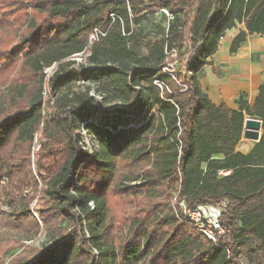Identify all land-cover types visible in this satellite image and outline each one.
<instances>
[{
  "label": "trees",
  "instance_id": "16d2710c",
  "mask_svg": "<svg viewBox=\"0 0 264 264\" xmlns=\"http://www.w3.org/2000/svg\"><path fill=\"white\" fill-rule=\"evenodd\" d=\"M161 9L171 19L162 14L167 27L149 37L142 24ZM0 12L1 34L26 25L13 49L0 46V75L14 70L20 48L35 89L0 101V198L11 210L0 208V228L42 227L50 235L40 248L20 245L8 264H264V82L251 106L238 97L237 110L216 106L199 82L226 31L243 25L229 54L249 35L264 37V0H1ZM94 28L106 35L88 48V66L71 60ZM80 79L93 85L70 89ZM111 102L119 107L106 109ZM247 116L261 121V136L243 154L236 147ZM80 129L97 151L83 149ZM122 159L146 161L150 173L113 187ZM159 187L164 202L187 209L223 202L218 243L175 214L147 225L162 203L146 206L139 195ZM109 196L124 208L131 200L144 205L130 212L114 243Z\"/></svg>",
  "mask_w": 264,
  "mask_h": 264
},
{
  "label": "rangeland",
  "instance_id": "374dc122",
  "mask_svg": "<svg viewBox=\"0 0 264 264\" xmlns=\"http://www.w3.org/2000/svg\"><path fill=\"white\" fill-rule=\"evenodd\" d=\"M1 1V0H0ZM27 1H24V4H26ZM28 10V9H27ZM29 11V10H28ZM1 13V12H0ZM21 13V12H20ZM165 16V15H164ZM15 17H17V12L15 13ZM166 17V16H165ZM12 19V17H10ZM167 19H165L160 12V10H157L154 12L152 16H149L146 21L143 22V28L145 30V34L149 37H154L157 35H161V31L167 27ZM25 27L24 24H16L14 27L10 28V26H7L6 30H4V33H0V46L3 49H13L16 45V42L18 38L25 33ZM12 29V34L10 31ZM264 38V37H261ZM264 50V48H263ZM20 54L19 60L15 63L14 70L11 72L9 70L8 72H5L4 74L0 75V85L4 84L0 87V101L8 100L9 98H12L14 96L20 95L22 93V96L28 97L29 92L30 94L34 92V84H32V78L30 76V72L27 69V64L25 62V58L21 57V49L18 48L16 50ZM255 55H252V60H254ZM71 60H74L76 63L84 64L88 66V61L85 59V56L82 57H72ZM56 65H53L52 67L46 68L44 70L45 73V82L48 79L50 75H52ZM93 68L92 66L89 67V69ZM11 77H14V81L16 83H10ZM90 84L88 81L79 80L74 87L70 88L73 90H76L81 87V85H88ZM93 85V84H90ZM43 95L47 96V89L45 86V89L43 90ZM114 107H119L114 102H111L106 105V109H111ZM249 117V116H247ZM245 117V118H247ZM252 118V117H250ZM79 133L82 135V141L81 144H83V149L87 150L89 153L95 152L98 150V146L96 142H93L91 140V136L87 135L85 133V129H80ZM256 143L255 141L247 140L241 137V140L238 144L239 148L246 154L250 151L252 146ZM38 150V144L37 140L35 139L33 142V146L31 149V153L29 155L30 158V168L35 174V152ZM242 153V152H241ZM150 173V164L146 161H140L135 164H131L125 159L117 160L116 163V172L115 176L112 179V186L115 187L120 184H124L127 187H131L132 185H135L139 183L140 181H143V179ZM137 177V179H134ZM134 179V180H133ZM41 184L39 183V187ZM143 196V197H142ZM139 197H142L144 200V205L151 206L155 203L161 204V206L155 211L154 214H152L149 219L146 221L147 225H152V223L157 218H166L169 217L171 214H175L178 219H181L184 221L190 228H192L196 232H200L190 221L189 217L182 216V207L180 203L175 204L172 203H166L164 202L165 196L163 192V187H159L157 190L154 191L149 197H146V194L143 193L139 195ZM36 200L33 201L32 204L29 205V209L32 210L36 207ZM175 201V196H174ZM120 199L116 196H109V203H110V211L107 217V229H108V237L112 243H114L119 234V229L123 228V221L128 220L129 216H131V211L135 210V208L144 209V205L140 202H137L136 200H131L128 207L124 208L123 206H120ZM139 203V205H138ZM174 203V202H173ZM219 205V204H218ZM179 206L180 210L177 209ZM214 206V205H213ZM221 206V204H220ZM220 206H217L216 208L222 209ZM212 207V206H211ZM0 208L2 210L11 211L6 206L5 202L2 201L0 198ZM187 209V208H186ZM191 210V209H189ZM223 210V209H222ZM221 210V211H222ZM180 211V213H178ZM188 211V209H187ZM188 213V212H187ZM36 214H34L35 216ZM12 227V226H11ZM11 227H1L0 228V247H7L8 250L6 253L2 254V251H0V260L1 264H8L11 262L17 255H19L23 250L24 246H28V248H40L42 244H46L50 242V235L46 233L42 227L39 228L38 232L33 231H22V230H16ZM201 233V232H200ZM220 238V237H219ZM218 238V239H219ZM24 244V246H20ZM2 254V255H1ZM242 264H246L244 260H240ZM129 264H143V260H140L138 262H130Z\"/></svg>",
  "mask_w": 264,
  "mask_h": 264
},
{
  "label": "crops",
  "instance_id": "0c3cea01",
  "mask_svg": "<svg viewBox=\"0 0 264 264\" xmlns=\"http://www.w3.org/2000/svg\"><path fill=\"white\" fill-rule=\"evenodd\" d=\"M240 30L243 25L238 24L226 31L217 52L210 58L211 64L202 68L199 80L212 103L224 104L231 110H237L236 101L240 95H244L251 106L257 88L264 82V38L249 35L235 54L228 52L231 40ZM252 55H255L254 60ZM236 151L246 152L239 146Z\"/></svg>",
  "mask_w": 264,
  "mask_h": 264
},
{
  "label": "built area",
  "instance_id": "2783aa9c",
  "mask_svg": "<svg viewBox=\"0 0 264 264\" xmlns=\"http://www.w3.org/2000/svg\"><path fill=\"white\" fill-rule=\"evenodd\" d=\"M160 12L166 16L168 20L171 19V16L165 9H161ZM112 21H114L115 18H118L116 15L111 14L110 15ZM106 35V32H103L102 30L98 28H94L92 32L89 34L87 46L83 49L82 52L74 54L73 57H82L88 55V48L91 47L93 44L97 43L101 37H104ZM168 54L167 52H165ZM170 53H175V50H171ZM155 85L161 87L160 83L155 82ZM229 170H220L218 172L219 176H226L229 175ZM221 204V206H220ZM217 206H220L222 209L224 208V203H220ZM181 207L183 208L181 213L182 216L184 215L185 218L190 219L192 221L193 225L200 230L201 234L204 235L209 242L218 243V238L223 234V230L219 224V217L221 215V210L219 208H216L217 206L213 205H198L195 208L187 211V207L184 202H180ZM212 206V207H211ZM188 212V213H187Z\"/></svg>",
  "mask_w": 264,
  "mask_h": 264
},
{
  "label": "water",
  "instance_id": "95a60500",
  "mask_svg": "<svg viewBox=\"0 0 264 264\" xmlns=\"http://www.w3.org/2000/svg\"><path fill=\"white\" fill-rule=\"evenodd\" d=\"M261 136V121L247 117L244 120L242 137L247 140L258 142Z\"/></svg>",
  "mask_w": 264,
  "mask_h": 264
}]
</instances>
